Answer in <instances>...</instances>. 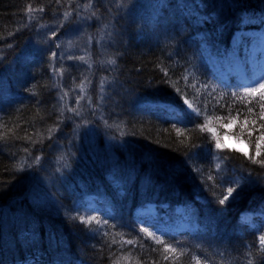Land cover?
I'll return each mask as SVG.
<instances>
[{"label":"trees","instance_id":"16d2710c","mask_svg":"<svg viewBox=\"0 0 264 264\" xmlns=\"http://www.w3.org/2000/svg\"><path fill=\"white\" fill-rule=\"evenodd\" d=\"M78 4L98 21L86 31L64 18ZM248 17L257 28L264 0H0V264H264V165L248 158L264 161V101L238 90L232 76L221 80L208 57L232 49L236 32L243 39ZM61 40L71 53L86 49L79 55L108 78L102 120L89 109L62 122L50 66ZM57 66L66 80L76 69L67 87L77 105L83 71ZM185 99L200 114L180 123L176 105L187 108ZM86 119L94 124L87 134L79 128ZM214 135L248 151L216 149ZM54 148L64 152L53 161ZM245 178L220 205L224 190ZM149 205L152 212H136ZM81 216L96 219L85 225Z\"/></svg>","mask_w":264,"mask_h":264},{"label":"rangeland","instance_id":"374dc122","mask_svg":"<svg viewBox=\"0 0 264 264\" xmlns=\"http://www.w3.org/2000/svg\"><path fill=\"white\" fill-rule=\"evenodd\" d=\"M81 5L78 4L77 7L73 8L72 10L70 9V11L67 12L69 13L68 19L70 20L72 19L73 21H75L74 27L76 28V31H81V30L86 31L89 28V26H91V24H93L94 22H98L95 20H90L89 17L87 18L85 16L86 14H84V11H89V10L87 7ZM94 16L96 17L97 15L95 14ZM245 21L248 24H252L250 25L252 28L254 26V22H256V19L248 17L245 18ZM257 21H260V19H258ZM261 21L262 22H260L257 28L246 29L243 39L240 38V36H238L239 33H237L233 40L234 42L232 49L225 51H214L210 56H208L210 59H212V62L216 66L214 70L217 72L218 77H221L220 79L223 80L227 76L229 77V75L232 73L237 86L241 85L239 90L242 92L244 87H250V86L254 87L256 86V83H258L262 78H264V26L262 24L264 23V17H262ZM38 25L41 28L43 27V29L46 28L45 24L39 23ZM71 29L69 28L68 30H66V33L70 37H71V33H73ZM246 39H248V41ZM56 44H57L56 50L58 52L57 54L60 56H57V59L56 58L53 59V64L50 62L49 63L50 66H52L53 69L52 75L55 77V82H56L55 85L56 87H58V91H59L60 100L57 101L58 103L57 106L58 108H60V115L62 122L69 121L68 119L70 118V115L78 114L82 112L81 110L86 112L89 109H91V111L94 110L96 112L94 115L95 119H97V116L100 115L99 118L100 120H102L101 118L102 114H98V113L102 99L104 100L106 98L105 94L107 93V90L111 88L110 85H108L109 84L108 78L107 77L105 78V76H101V75L97 76L94 73V64L91 61V59H89L87 55H79L82 54V50L87 51L86 49H82L78 52L79 54H76L73 52L71 53L73 47L70 48V51H67L65 48L66 45L62 40ZM29 54H30V45L26 46V48L22 50V55L25 58H28ZM69 57H73V59H68ZM79 57H84L85 59L82 61L78 59ZM58 62L59 63L64 62V65H67L68 63L72 64L74 67L83 71V73H81L80 75L86 79L85 80L86 87L84 92L80 91V93L77 94L78 97L77 105L73 104V100L75 99L73 98L75 87L72 86L67 87V86L69 85V83L73 84V82L77 80V78L79 77L78 73L76 69H73L71 71L72 75L69 76V78H67L66 80L65 71L63 68L62 69L58 68L57 66ZM84 66L85 69L84 70L81 69ZM20 67H22L21 64ZM23 76L24 75L18 71L17 73H15V75H13L12 78L14 81L16 80V84H18L20 79L19 77H23ZM5 77L6 78L4 77L2 78L4 80V86H5L4 93L8 94V92L10 91V89H8V85L11 84V80L7 76ZM91 77H94L93 81L97 83L96 84L97 91L95 93V97L93 93H91L94 99L91 98L89 102L87 99H85V93L87 91L86 90L87 87H89L87 85L88 79L90 80ZM245 81L246 83L244 84ZM79 89L81 88L79 87ZM257 97L259 98V96ZM85 116L88 117V115ZM99 125L100 127H98L97 129L101 130L102 126L101 124ZM92 127H94V124L91 121H87L86 119V121H82V123H80L79 128L87 134V132L90 131V128ZM109 140L114 141V139L112 138H109ZM222 143L228 145V147L229 146L233 147L236 150L242 152L248 151V146L243 141L239 142L236 139L225 137ZM112 144L115 145V143ZM58 147L59 146H57L56 148ZM56 148H54L55 151L52 150L54 151L52 152L53 157H50L51 160L53 161L55 160V155H62L64 152L63 149L56 150ZM62 158L64 157H61V159H59L58 161L60 162ZM57 167L58 169H60V165H57ZM38 178L41 179L40 175H38ZM148 211H152V209L149 208ZM87 213H91V212L88 211Z\"/></svg>","mask_w":264,"mask_h":264},{"label":"snow or ice","instance_id":"6c2138e0","mask_svg":"<svg viewBox=\"0 0 264 264\" xmlns=\"http://www.w3.org/2000/svg\"><path fill=\"white\" fill-rule=\"evenodd\" d=\"M56 3L57 4H60L61 3V0H56ZM44 9L43 8H40L39 11H43ZM27 11L29 12V14H31L33 11H36L34 9H32L31 7H29L27 9ZM69 13H65V20L67 19ZM94 15V13H93ZM31 19H35V17L29 15V20ZM17 31H19V29H17ZM11 35V34H10ZM57 35L56 32H52V36L55 37ZM56 56V53L53 52L51 54V58H55ZM68 59H73V57H69ZM78 59L80 60H84L85 58L84 57H79ZM109 63H113V61H109ZM90 83V82H89ZM255 83V82H254ZM81 88V92H84L85 91V81H81V84L79 86ZM207 86L205 85V88ZM179 91V90H177ZM243 93L247 96H251V97H256V96H259L260 100L261 101H264V78H262L258 83H256V86L254 87H244L243 88ZM233 96H237V93H232ZM184 104L187 105V108H185L183 105H176V108L179 109V112L175 113V118L177 119V122H180V123H187L191 120V118L193 117V115L195 114L196 116H199V111L197 109H194L192 104L189 103V101L187 99L184 100ZM260 109H261V112H260V119L261 120H264V103H260L259 105ZM74 111V110H72ZM182 112L184 114V119H180V116H179V113ZM248 112L249 113H252L253 112V108L249 107L248 108ZM236 118L235 117H232L231 120H230V123H233L235 122ZM249 123V120L247 117H245V120H244V126H246L247 124ZM252 123L254 124L255 121H252ZM201 128H203L204 126H200ZM261 128H264V124H261ZM208 132H211V133H215V129L209 127L208 129ZM177 132H180V129H177ZM252 132L251 130H249V136H251ZM214 139H215V147L216 149H226L228 147V145L224 144L221 142L220 140V137L219 136H216L214 135ZM264 143V132H262L260 134V136L258 137V142H257V154H259V151H260V148H261V144ZM25 151H27V149H25ZM239 151V150H237ZM151 155V154H150ZM244 155L246 157H248V153H244ZM249 159L253 160L254 163H258V164H262L264 165V161H257L255 159V157H248ZM40 160V157L37 156L36 157V161H39ZM22 167L23 166H18L16 168H14L13 170L14 171H21L22 170ZM29 167H31V165H29ZM220 166L217 165V168H219ZM208 180H212L214 179V177L212 176H209L207 178ZM247 182V178H245L242 182L240 183H237L235 187H227L225 190H224V193L222 195V198L219 199V204L220 205H224L226 204V202H228L230 199H234V193L237 192V190L241 187H243V183H246ZM221 183H223V181H221ZM215 195V193H214ZM73 219H75V217H73ZM81 223L87 225L89 224L91 221L95 220L96 218L95 217H92V216H89L87 217V219H85V217L81 216L79 217ZM105 225L107 224V221L105 220L103 222ZM142 232H145L147 233V235L149 237H153V233L152 232H149L147 228H142L141 229ZM105 235H107V233H105ZM258 240H259V245H260V251L261 252H264V234H261L259 237H258ZM113 243H115V241H113ZM126 243L128 244H132L133 241L129 240L127 241ZM165 248H170V246L168 245H165ZM172 251H175L174 249H172Z\"/></svg>","mask_w":264,"mask_h":264}]
</instances>
